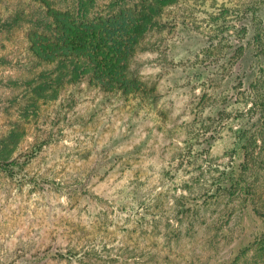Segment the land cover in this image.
I'll return each mask as SVG.
<instances>
[{"label":"rangeland","instance_id":"rangeland-1","mask_svg":"<svg viewBox=\"0 0 264 264\" xmlns=\"http://www.w3.org/2000/svg\"><path fill=\"white\" fill-rule=\"evenodd\" d=\"M255 1L167 7L132 62L139 94L88 79L34 96L52 66L31 25L0 33V141L16 130L11 160L29 155L0 173V264L264 263V65L241 47Z\"/></svg>","mask_w":264,"mask_h":264},{"label":"trees","instance_id":"trees-1","mask_svg":"<svg viewBox=\"0 0 264 264\" xmlns=\"http://www.w3.org/2000/svg\"><path fill=\"white\" fill-rule=\"evenodd\" d=\"M19 1L0 19V33L31 25L30 50L39 62L52 66L30 80L34 84L32 94L56 98L62 81L79 84L88 79L109 91L118 86L126 94L146 93L132 62L146 34L161 25L160 18L176 0H106L108 11L103 15L94 12L99 0ZM26 1L39 2L47 10L30 8ZM64 3L66 8L62 7ZM250 10L251 18L242 23V30L247 32L251 28L254 32L246 42L241 38V47L244 50L246 44L250 50L248 46H252L260 66L264 65V0H256ZM260 74L264 75L263 67ZM19 135L20 132L12 130L0 141V173L11 177L16 173L13 167L21 168L29 160V155L11 160L13 151L9 145L15 144ZM257 220L263 223L261 217L257 216ZM261 231L255 243L264 251V226ZM48 258L43 252L30 261L41 264Z\"/></svg>","mask_w":264,"mask_h":264}]
</instances>
